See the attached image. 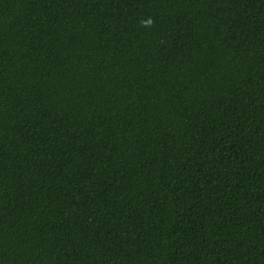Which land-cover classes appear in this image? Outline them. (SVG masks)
Listing matches in <instances>:
<instances>
[{"label":"trees","instance_id":"obj_1","mask_svg":"<svg viewBox=\"0 0 264 264\" xmlns=\"http://www.w3.org/2000/svg\"><path fill=\"white\" fill-rule=\"evenodd\" d=\"M0 264H264V0H0Z\"/></svg>","mask_w":264,"mask_h":264}]
</instances>
